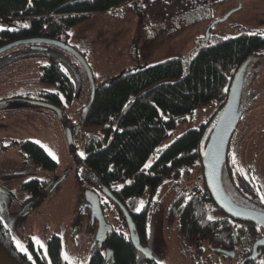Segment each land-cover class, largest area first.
<instances>
[{
    "label": "rangeland",
    "instance_id": "374dc122",
    "mask_svg": "<svg viewBox=\"0 0 264 264\" xmlns=\"http://www.w3.org/2000/svg\"><path fill=\"white\" fill-rule=\"evenodd\" d=\"M7 21L1 19L0 27H12ZM207 33L211 43L243 33L264 34V0H131L110 11L92 14L71 29L66 43L84 54L81 55L99 87L124 73L167 59L187 60ZM13 49L0 55V80L14 78L4 89L9 87L18 95L46 87L39 81L40 67L48 63L49 56H54L61 58L64 70L74 82V98L62 117L50 109L21 100L0 103V130L11 139L38 143L49 155L55 156L53 159L58 165L54 173L58 184L53 191L33 203L26 214L19 211V196L2 195L1 216L9 221L6 225L24 249L23 240H32L45 248L50 236L57 234L63 241V255L65 251L68 257V248H75L72 240H76L77 246L72 253L84 252L95 239L96 232L90 218L93 209L85 212L81 204L82 189L90 187L78 180L74 164L76 156L84 155L85 136L99 132L97 127L84 128L79 124L92 101V85L83 62L67 49L48 44L36 48L24 44ZM8 53L14 56L11 58ZM260 58L258 68H254V77L252 75L247 86L242 88L243 121L236 129L231 148L234 157L238 156L244 166L254 161L256 172L258 169L264 180V55ZM249 89H254V96L250 97ZM216 106H202L192 117L176 123L170 130V137L159 143L158 150L188 129L206 122ZM69 130L73 131L72 142ZM17 151L15 146L7 154L13 157ZM18 170L24 172L18 176V181L35 176V173L27 174L30 168ZM200 185H203V178L198 167L190 173L184 171L179 180H166L153 198L150 187L138 198L136 211L151 200L147 241L160 264H211L212 261L231 264L230 259L219 258L210 251L195 256L194 249L191 250L179 235L177 226L168 223V212L176 195ZM223 186L233 200L251 208L229 183L223 182ZM107 216L110 224H119L116 210L108 209Z\"/></svg>",
    "mask_w": 264,
    "mask_h": 264
},
{
    "label": "trees",
    "instance_id": "16d2710c",
    "mask_svg": "<svg viewBox=\"0 0 264 264\" xmlns=\"http://www.w3.org/2000/svg\"><path fill=\"white\" fill-rule=\"evenodd\" d=\"M129 1L0 0V20H9L7 23L12 25L0 27V48L15 41L37 37L66 43L71 29L92 14L110 11ZM42 44L29 45L37 47ZM263 55L262 33H243L215 43H211L209 37L200 41L187 60L167 59L129 71L96 87L81 125L84 128L97 127L99 132L85 136L84 155L74 158L78 180L92 190L103 188L110 191L129 211L137 233L147 242L151 200L137 212L138 198L147 187H150L153 198L166 180H179L184 171L190 173L199 167L203 185L176 195L168 212V223L177 226L179 235L191 250H195L197 257H200L198 252L201 247L196 248V244L202 240L214 244L229 241L232 244L228 248L231 249L241 242L250 252L248 245L258 236L257 227L248 222L233 221L217 206L206 185L202 158L214 123L228 98L234 76L245 63L251 60L259 62ZM62 63L60 57L49 56L48 63L41 66L40 81L61 91L71 102L74 82ZM205 105H217L206 122L188 129L158 150L159 143L170 137V130L176 123L192 117ZM242 121L243 113L238 126ZM23 149L39 156L46 169L54 170L57 167L55 160L39 145L29 142ZM237 157L233 155L230 142L222 169V181L244 196L257 197L255 192L260 188V179L252 174V167L244 166ZM117 201L110 199L109 205L118 209L121 219L122 211ZM256 209L261 210L260 207ZM122 235L125 233L122 232ZM126 240L114 237L109 242L114 249L112 258L114 260L115 256L116 264H136L138 261L135 248ZM60 241L57 235L49 241V255L54 264L62 262ZM0 250L12 261L22 264V257L14 253L16 246L1 216ZM139 258L140 262L144 260L141 254ZM262 262L264 254L253 264ZM93 264L102 263L96 260ZM155 264L160 263L156 260Z\"/></svg>",
    "mask_w": 264,
    "mask_h": 264
},
{
    "label": "flooded vegetation",
    "instance_id": "af4514ba",
    "mask_svg": "<svg viewBox=\"0 0 264 264\" xmlns=\"http://www.w3.org/2000/svg\"><path fill=\"white\" fill-rule=\"evenodd\" d=\"M32 47L36 48L35 46H32ZM2 54H5V53H2ZM8 56H10L12 58L14 56V54L8 53ZM245 64H246V68H245L244 76H243V88L245 85L247 86L248 82L250 81L251 76L253 75V77H254V73H255L254 68H258L257 66H258L259 62L253 61V63H251V65L249 64V62H247ZM40 69H41V67H40ZM13 80H14V78L8 79V80H6V79L0 80V92H1L0 93V103H6V102L11 101V100H21V101H25L27 103H30V101L44 102V103H48V104L56 106L58 108V110H60L61 114L58 111H56L55 109L50 108V107H45V106H41V105H37V104H33V103H30V104L50 109L62 117L65 113L67 106L69 104H71L73 101V99H72L71 102H68L66 100V97L64 96V94L61 91L57 90L55 87H49V86H46L39 91H34V93L27 92L24 94H18L17 95L16 93L12 92V90H9L10 89L9 87L4 89V86H7L6 84L11 83ZM39 81H40V77H39ZM245 81H247V82L245 83ZM40 83H42V82L40 81ZM42 84L46 85L45 83H42ZM32 94H35L37 96H32ZM253 94H254V89H249L250 97L254 96ZM86 110H87V108H86ZM81 122L82 121H79L80 126H82ZM75 126H77V124ZM2 131L3 130H0V196L7 195V194H10L12 196H19V199L17 198L18 199V206L20 207L19 211H22V214H26L29 207L33 203L37 202V200L46 196L50 191H53L55 189V187L57 186L58 182L54 180V173H55L57 167L54 170L46 169L44 163L42 161H40L41 159L38 158L39 156L29 154L27 151H25L23 149V147H25L29 142H32L36 145H39L38 143L31 141V140L19 141L16 138L11 139V138H9V136L5 135ZM69 132L71 133L72 140H73V131L69 130ZM236 132H234L235 133L234 135L237 134ZM233 138H235V136H233ZM233 138L231 140V146H232V143L234 141ZM72 140H71V142H72ZM15 146L18 147L17 155H15L13 157L8 156L7 152ZM39 146L43 150H45L41 145H39ZM48 155H49V153H48ZM49 156L53 159V157L51 155H49ZM256 163H257V161H256ZM248 166L252 167V170L254 169L255 172L252 171V174L255 176L257 175L256 177H258L260 179V188L259 189L257 188V191L255 192V194H257V197L252 195L249 198L248 196H244V194L242 192H239V191L236 192V190H234V191L237 193L239 198H241L243 201H245V200L242 197H244L247 201H249V205L251 208H254V206L256 208L260 207L261 211L264 212V202H262V200H261V197L264 196V180H262L263 176L260 175V172L258 171V169L256 172V167H255L254 161L249 163L247 165V167ZM19 168H21V169L30 168V171H28L27 174L31 173V175H32L33 173H35V176H33V177L29 176L23 181H18L19 180V179H17L18 176L23 175L22 173H24L23 170H18ZM261 173L263 174V172H261ZM251 178H253V177H251ZM253 180H255V179H253ZM85 190H88V191L85 192ZM92 192H95L96 194H98L99 199H100V206L102 208L106 224L111 226V230H109L108 233H106V235L103 236V238L102 237L99 238L97 235L100 223H99V220L96 216V213L94 212V209L92 207V198H93ZM110 199L111 198L107 194L104 193L103 188H101L100 190L98 189L97 191L92 190L91 188H88V189L83 188L82 189L81 204H82L83 208L85 207L84 211L88 212L89 210L91 211L93 209L92 210L93 213L92 212L90 213V218H91L92 224H94L96 226L95 227L96 228L95 239L92 241V243L90 244L89 248H87V250H85L84 252L78 251L76 254L72 253L73 250L77 248L76 240H72L75 248L71 249L68 245V247H69L68 248L69 252L67 253L68 259H65V251H64V255H63V241L61 240L60 245H61V252H62V262L60 261L61 263H58V264H93L96 260L100 261V263H102V264H116L115 256H114V260H113V258H111V260H109V261L107 259V253L109 250H112V255H114V249L111 247V245L109 243L110 240L114 237H116V238L121 237L123 239L127 238L126 241H129L131 243V245H133L136 252L138 253V254L136 253V257L138 259L136 264H155V261L157 260L156 258L154 260H150V259L146 258V256L142 252H140L139 250L136 249V247L134 246V244L131 240L128 224H127V221H126V218L124 216L122 209H121V211H122L123 218L120 219L119 218L120 216H119L118 211H117L118 209L109 205ZM4 201L7 202L6 199H4ZM5 202H4V204H5ZM117 206L120 208L119 204ZM256 208H254V209H256ZM108 209L116 210L117 219H118L117 221L119 224H114V223L110 224V222L108 221L109 220L108 216H107ZM1 213L2 212H1V207H0V216H1ZM1 218L3 219L5 224L7 222H9V221L6 222L5 221L6 219L3 218L2 216H1ZM229 218L232 219L233 221L236 220V219H233L231 217H229ZM122 219H124V221ZM236 221H239V220H236ZM239 222H245V221H239ZM248 223L254 224L257 227V233H258V236L253 240L252 244L248 245L250 247V250H249L250 252H248V250H247L249 248H247L245 244H241V242L236 243V244L234 243L235 247L233 249H231V248H228L232 244V243H229V241H227V242H223V241L222 242H215V244H214V243H212V241L202 240L200 244H196V248L199 245L201 247L200 248L201 251L198 252V255L203 256L206 251H210L214 254L219 255V258L230 259L231 264H241L246 258H248L253 253V248H254L255 243L258 240L264 239V227L257 225L253 222H248ZM9 230H10V228H9ZM136 230H137V228H136ZM122 232L125 233V235H122ZM10 233L12 236V241L14 242V246H16V251L14 253L16 255H19L20 257H22V264H54V262L52 261L50 255H49V250H50V248H49L50 242L49 241L51 239H53L55 237V235H57V234H52L50 236V238L48 239V241L45 245V248L37 245L32 240H29V241L23 240L24 241V247H25L26 251H21L20 247H18V245H17L16 238L13 237L11 230H10ZM115 234H117V235H115ZM140 240H141V244L143 246H145V247L148 246V243H147L148 241L147 242L143 241L141 235H140ZM262 242L264 243V240H262ZM66 244H68V243L66 242ZM245 248H247V249H245ZM219 250L234 252V256L231 257L227 254H224L223 252H221ZM259 250H261V252H262L261 255L256 260L247 261L245 264H253L254 262H257L260 259V257L264 254V246H260ZM195 253L196 252L194 250V254ZM140 254L143 256V259H144V260L142 259L143 261H141V262H140V258H139ZM207 259H209V258L207 257L206 260ZM218 261H220V259H218ZM211 264H218V263L215 261H212Z\"/></svg>",
    "mask_w": 264,
    "mask_h": 264
},
{
    "label": "water",
    "instance_id": "95a60500",
    "mask_svg": "<svg viewBox=\"0 0 264 264\" xmlns=\"http://www.w3.org/2000/svg\"><path fill=\"white\" fill-rule=\"evenodd\" d=\"M231 13L232 12L228 13L222 20L226 19ZM205 39L206 40L209 39V33H207V37ZM39 43L51 44L67 49L73 54H75L83 62L92 85V99H93L96 91V84L90 66L86 62L85 58L77 50L68 46L64 42H60L54 39L41 38V37L22 39L1 47L0 54L19 45L39 44ZM245 68H246V64H244L240 68V70L237 72L230 85L228 98L214 123L212 132L210 134L202 158V163L204 167V176L206 180V185L217 206L220 209H222L229 217L233 219L239 221H245V222H253L257 225L264 227V212L258 209L245 207L237 203L226 192L222 181V169L227 159L228 148L242 115V112L240 111V103H241L243 76H244ZM30 103L53 108L61 114L60 110H58V108L54 105L39 101H30ZM69 139L72 140V136L70 132H69ZM104 193L107 194L112 200L117 201L113 196V194H111V192L108 191L107 189H104ZM92 194H93L92 207L100 223L97 235L99 238L101 237L103 238V236H105L106 233H108V231L111 230V226L106 224L104 214L100 206V199L98 194H96L95 192H92ZM117 203L119 204L126 218L129 228V233L134 246L136 247L137 250L142 252L146 256V258L150 260H154L155 257L153 255V251L148 246L145 247L141 244L140 236L137 233L136 225L132 219L131 214L123 206V204H121L118 201ZM262 240L264 239L258 240L255 243L253 248V253L248 258H246L241 264H245L247 261L250 260H256L261 255L262 252L261 250H259V247L264 246ZM0 252L3 254V256L10 264H18L12 261L1 250ZM221 252L231 257L234 256V252H229V251H221ZM111 258H112V250H109L107 253L108 261L111 260ZM0 264H8V263H5L0 260Z\"/></svg>",
    "mask_w": 264,
    "mask_h": 264
},
{
    "label": "snow or ice",
    "instance_id": "6c2138e0",
    "mask_svg": "<svg viewBox=\"0 0 264 264\" xmlns=\"http://www.w3.org/2000/svg\"><path fill=\"white\" fill-rule=\"evenodd\" d=\"M50 154H51V152H50ZM81 155H83V154H81ZM53 158L55 159V156ZM233 162L235 163V160ZM146 167H147V165H146ZM261 200H262V202H264V196L261 197ZM139 210L140 209L138 208L137 211H139ZM209 219H212V217H209ZM17 245H18V247H20L21 251H26V249H24L23 246L19 244V242H17ZM65 259H68L66 254H65ZM262 264H264V262H262Z\"/></svg>",
    "mask_w": 264,
    "mask_h": 264
},
{
    "label": "bare ground",
    "instance_id": "6f19581e",
    "mask_svg": "<svg viewBox=\"0 0 264 264\" xmlns=\"http://www.w3.org/2000/svg\"><path fill=\"white\" fill-rule=\"evenodd\" d=\"M0 260L3 261V262H5V263L10 264V263L6 260V258L3 256V254H2L1 252H0Z\"/></svg>",
    "mask_w": 264,
    "mask_h": 264
}]
</instances>
